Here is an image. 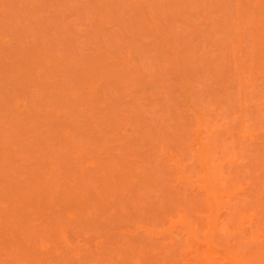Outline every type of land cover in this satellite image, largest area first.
Wrapping results in <instances>:
<instances>
[{
    "label": "rangeland",
    "instance_id": "rangeland-1",
    "mask_svg": "<svg viewBox=\"0 0 264 264\" xmlns=\"http://www.w3.org/2000/svg\"><path fill=\"white\" fill-rule=\"evenodd\" d=\"M0 264H264V0H0Z\"/></svg>",
    "mask_w": 264,
    "mask_h": 264
}]
</instances>
